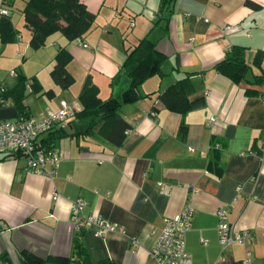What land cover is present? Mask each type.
<instances>
[{"label": "crops", "instance_id": "1", "mask_svg": "<svg viewBox=\"0 0 264 264\" xmlns=\"http://www.w3.org/2000/svg\"><path fill=\"white\" fill-rule=\"evenodd\" d=\"M81 1L95 15L90 30L74 40L61 32L49 35L46 41L52 39L41 47L46 59L37 60L36 68L27 64L33 53L25 23L24 42L21 35L11 43L0 41V84L12 87L18 69L29 79L24 116L58 109L65 95L77 97L88 83L98 87L101 99L119 97L129 81L122 75L111 82L112 77L126 48L149 33L167 60L161 74L138 87L136 100L106 119L101 136H67L56 143L55 149L67 157L53 177L27 173L21 153H0V264H27V255L35 259L30 264H55L49 257L74 259L76 242L92 264L104 258L114 264H156L149 250L163 218L178 215L186 203L194 208L186 233L192 264H241L246 248L251 249L248 264H264V81H255V67L247 73L252 83H235L213 69L238 45L246 48L248 63L261 53L264 74V0H175L172 12L162 15L160 0ZM16 2L4 4L10 16ZM57 33L61 35L55 37ZM60 47L72 55L67 70L74 83L57 94L61 88L50 70ZM184 72L194 86L188 97L196 102L185 114L166 109L155 94L147 96ZM33 77L42 87L38 93L31 92ZM248 86L252 92H246ZM48 90L54 94H45ZM18 116L12 100L0 98V122ZM119 116L130 127L115 146L104 135ZM87 125V119H75L71 129L75 134ZM78 197L84 199L86 213L100 214L125 232L101 239L74 231L69 209ZM224 204L236 228L253 237L252 245L222 249L215 212Z\"/></svg>", "mask_w": 264, "mask_h": 264}, {"label": "trees", "instance_id": "2", "mask_svg": "<svg viewBox=\"0 0 264 264\" xmlns=\"http://www.w3.org/2000/svg\"><path fill=\"white\" fill-rule=\"evenodd\" d=\"M175 0H160L158 14L162 15L165 10L172 12ZM249 5L254 6L253 3ZM24 23L30 31L29 45L32 48L43 46L49 35L55 32H61L68 40L81 38L88 32L94 22L95 15L87 9L81 0H26L22 10ZM167 19V18H166ZM157 21L154 22V25ZM17 31L13 26L10 14L0 16V41L7 44L16 40ZM244 46L234 45L218 61L213 69L235 83L242 80L252 83L247 78L250 68L258 69L259 74L255 75V81H264V74L261 68V53L255 55L252 63L245 60ZM72 55L64 47H60L54 58L53 67L50 70V76L54 83L62 90H66L74 82V77L68 72L67 64L71 61ZM167 60L165 54L159 51L157 43L150 37V33L140 38L135 44L126 48L125 59L111 82L120 76L128 79V86L119 97L110 96L107 99H101L98 87L93 83L85 84L78 94V100L82 109L77 113L76 119H87L88 125L82 131H75L74 135H67L64 128H56L49 131L43 138V143L50 149H55L56 143L67 136L83 137L98 136L103 134L106 119L117 115L119 107L124 103L136 100L140 94L138 87L149 77L162 73V66ZM184 72L182 77L170 83L162 90L152 91L147 94H155L160 103L168 110L179 114H185L195 106V101L190 100L188 95L194 89L193 80ZM29 79L20 69L16 71L15 82L10 88L0 90L2 101L10 98L19 111V116H24L25 106L23 99L26 96L27 84ZM30 83L31 92L38 93L42 87L38 80L33 77ZM255 82V83H256ZM252 87H246V92H252ZM47 95L53 93L52 90L44 92ZM129 124L118 117L113 126L104 135L109 143L120 146L125 137V131L129 129ZM76 257L74 259L64 257H49L48 260L55 264H92L88 252L80 242H76ZM25 263L30 264L34 261L29 255ZM99 264H114L110 258H104Z\"/></svg>", "mask_w": 264, "mask_h": 264}, {"label": "built area", "instance_id": "3", "mask_svg": "<svg viewBox=\"0 0 264 264\" xmlns=\"http://www.w3.org/2000/svg\"><path fill=\"white\" fill-rule=\"evenodd\" d=\"M0 16H7L8 9L4 6L8 0H0ZM83 47L87 44L83 43ZM4 84H0V90ZM82 106L79 103L60 100L59 108L48 109L39 117L18 116L15 119L0 122V153H21L27 158L26 172L53 177L62 159L67 153L62 149H50L43 138L56 128L71 126ZM154 114L153 111L150 112ZM161 186L162 184L159 183ZM192 191H196L192 189ZM163 193V190H160ZM56 197V195H55ZM85 201L76 198L70 202V223L74 231H89L95 237L104 239L109 233L125 232V230L100 214L86 213ZM217 235L222 249L233 244H253V237L247 230H238L235 223L229 219V205L220 206L216 212ZM194 216V208L186 203L180 213L174 217H164L163 227L154 245L149 250V256L156 264H192L191 256L186 251V233ZM204 242V239H201ZM251 249L244 251L241 264H248Z\"/></svg>", "mask_w": 264, "mask_h": 264}, {"label": "rangeland", "instance_id": "4", "mask_svg": "<svg viewBox=\"0 0 264 264\" xmlns=\"http://www.w3.org/2000/svg\"><path fill=\"white\" fill-rule=\"evenodd\" d=\"M25 3H26V0H17V2H16V5L12 8V11H13V14L10 16V18H11V20H12V22H13V26H14V28L16 29V31H17V36H16V39H20V36L19 35H21L22 36V38H23V42H24V38H25V35H26V33H28V30L25 28V26H24V16H23V12H22V10H23V8H24V6H25ZM59 35H61L60 33H57V34H55L54 36L55 37H59ZM52 39V38H51ZM50 39V40H51ZM50 40L48 41H46V43H48V42H50ZM53 40H55V39H53ZM11 43V42H10ZM51 46H52V43H51ZM31 47V46H30ZM41 47H43V46H41ZM41 47H39V48H32L31 47V51H32V57L30 58V62H28L27 64L28 65H34V68H36V62H37V60L40 62V61H45V59H46V50H43V48H41ZM52 47H54V46H52ZM56 48V47H55ZM39 49V50H38ZM35 51H37V52H35ZM41 63V62H40ZM74 83V82H73ZM72 83V84H73ZM71 86V85H70ZM69 86V87H70ZM67 90V89H66ZM99 91V90H98ZM60 92H63V90H61V89H57L56 90V93L58 94V93H60ZM64 93V92H63ZM54 94V93H53ZM27 97H31L30 95H28ZM53 97V96H52ZM65 99L67 100V101H75V102H79V100H78V96L77 97H70V96H68V95H65ZM74 98V99H73ZM48 109H51V108H47V109H45V110H48ZM55 110V109H54ZM83 141V140H82ZM83 145L85 144V142L84 143H82Z\"/></svg>", "mask_w": 264, "mask_h": 264}, {"label": "water", "instance_id": "5", "mask_svg": "<svg viewBox=\"0 0 264 264\" xmlns=\"http://www.w3.org/2000/svg\"><path fill=\"white\" fill-rule=\"evenodd\" d=\"M67 135H74V131L71 129V126H67L64 128Z\"/></svg>", "mask_w": 264, "mask_h": 264}]
</instances>
